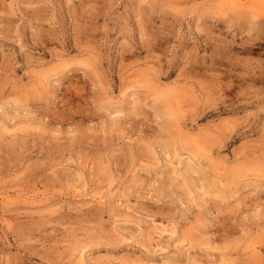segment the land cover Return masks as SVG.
Returning <instances> with one entry per match:
<instances>
[{
    "label": "rangeland",
    "instance_id": "rangeland-1",
    "mask_svg": "<svg viewBox=\"0 0 264 264\" xmlns=\"http://www.w3.org/2000/svg\"><path fill=\"white\" fill-rule=\"evenodd\" d=\"M0 264H264V0H0Z\"/></svg>",
    "mask_w": 264,
    "mask_h": 264
}]
</instances>
